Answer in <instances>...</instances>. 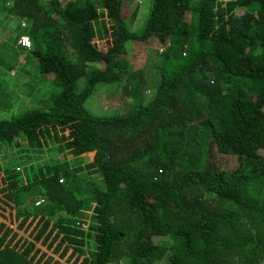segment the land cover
Wrapping results in <instances>:
<instances>
[{
	"label": "trees",
	"instance_id": "1",
	"mask_svg": "<svg viewBox=\"0 0 264 264\" xmlns=\"http://www.w3.org/2000/svg\"><path fill=\"white\" fill-rule=\"evenodd\" d=\"M132 1L0 0V264H264V0Z\"/></svg>",
	"mask_w": 264,
	"mask_h": 264
},
{
	"label": "rangeland",
	"instance_id": "2",
	"mask_svg": "<svg viewBox=\"0 0 264 264\" xmlns=\"http://www.w3.org/2000/svg\"><path fill=\"white\" fill-rule=\"evenodd\" d=\"M131 4L132 5L133 4H138L139 5L138 6V10H137V14H136V20H139L142 17V15L145 12H147V10L145 8H146V4H148V0H133ZM129 9H130V7L127 8V10H129ZM14 21L16 22L15 18H14ZM0 38H2L1 35H0ZM19 52L20 51L17 49V55L18 56H19ZM15 59H16V54L12 53V56H11L10 60L12 62H15ZM137 64H139V63H137ZM145 64L146 65L143 66L142 68H143L144 74H147V70H148V68L150 66V63L146 62ZM34 70H35V67H34V65L32 63H24V64L23 63L22 64L19 63V66L17 67V69L15 71L16 73H14L12 75V77H13V79H17L20 82H23V81L28 82L30 80V77L32 76L31 72H33ZM7 79L8 80H12L11 77H8ZM39 93L40 92H36L35 91V94L32 97H36ZM109 95L112 96L111 94H109ZM3 98H4V101H10V102H17V101L21 100L20 96L19 97H14L13 95L12 96H7V97H3ZM22 99H23L24 103H28L29 97L28 96L22 97ZM116 103H117V101H116ZM118 103L120 104L119 100H118ZM86 107H87L88 111H92L94 113H101L103 111H104L103 113H110L109 111L113 107H115V100L114 99H109V98H107V100H104V99H102L101 97L98 96L92 101V103L90 105V98H89V100L86 102ZM25 145H26V142L24 143V146ZM49 151L50 150H47L46 152H49ZM42 158H43V148H41V150H39L37 152V155L28 154L26 159H27V162H29V160L37 161V160H40ZM35 205H37L36 201H35Z\"/></svg>",
	"mask_w": 264,
	"mask_h": 264
},
{
	"label": "built area",
	"instance_id": "3",
	"mask_svg": "<svg viewBox=\"0 0 264 264\" xmlns=\"http://www.w3.org/2000/svg\"><path fill=\"white\" fill-rule=\"evenodd\" d=\"M19 43L22 45V46H25V47H29L30 45H31V41H30V39H29V37L28 36H26V35H21L20 37H19ZM42 201V199H39V201L37 202V203H39V202H41Z\"/></svg>",
	"mask_w": 264,
	"mask_h": 264
},
{
	"label": "clouds",
	"instance_id": "4",
	"mask_svg": "<svg viewBox=\"0 0 264 264\" xmlns=\"http://www.w3.org/2000/svg\"><path fill=\"white\" fill-rule=\"evenodd\" d=\"M22 35H26V34H22ZM26 36H27V35H26ZM30 41H31V40H30ZM18 43H19V41H18ZM19 44H20V43H19ZM20 45H21V44H20ZM31 45H32V44H31ZM31 45H30L29 47H31ZM21 46H22V45H21ZM22 47H24V48H29V47H25V46H22ZM40 199H42V201H43V198H40ZM38 201H39V199L36 201V204H39V203H40V202L37 203ZM42 201H41V202H42Z\"/></svg>",
	"mask_w": 264,
	"mask_h": 264
}]
</instances>
